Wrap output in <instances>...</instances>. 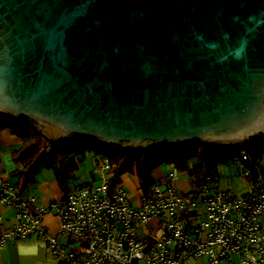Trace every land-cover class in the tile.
Here are the masks:
<instances>
[{"label": "water", "instance_id": "obj_1", "mask_svg": "<svg viewBox=\"0 0 264 264\" xmlns=\"http://www.w3.org/2000/svg\"><path fill=\"white\" fill-rule=\"evenodd\" d=\"M128 154L264 140V0H0V119Z\"/></svg>", "mask_w": 264, "mask_h": 264}, {"label": "built area", "instance_id": "obj_2", "mask_svg": "<svg viewBox=\"0 0 264 264\" xmlns=\"http://www.w3.org/2000/svg\"><path fill=\"white\" fill-rule=\"evenodd\" d=\"M239 148L231 160L250 180L243 193L212 188L197 199L190 189L179 192L174 186L179 170L171 164L164 181L147 194L141 190L136 207L120 185L111 188L114 163L108 157L94 160L102 173L99 182L76 181L60 202L40 209L0 174V202L15 212V223L0 230V251L9 241L38 235L56 264H187L192 259L264 264V168L255 160L264 140ZM47 211L59 219L66 244L48 233L42 222Z\"/></svg>", "mask_w": 264, "mask_h": 264}, {"label": "trees", "instance_id": "obj_3", "mask_svg": "<svg viewBox=\"0 0 264 264\" xmlns=\"http://www.w3.org/2000/svg\"><path fill=\"white\" fill-rule=\"evenodd\" d=\"M0 127H9L22 141V148L18 152L16 160L21 167L15 170L12 175L17 178L16 188L23 189L34 181L35 174L41 166L52 167L55 170L59 186L64 195L69 192L67 180L72 177L73 170L77 168V154H84L80 145H96L95 143L81 140L73 145L75 149L68 146H57L52 144L43 135L37 132L26 121L11 122L8 119H0ZM256 150L259 147H255ZM239 147H214L203 146L200 143H193L192 146L184 149H159L141 152L139 154H128L116 152L112 169L111 188L118 186L121 175L126 169L133 166L139 180L141 190L147 194L152 185L160 182L154 179L153 171L162 163L175 165L178 170L186 172L190 190L198 193L207 190V183L216 181L219 177L217 169L221 163L231 159L238 154ZM264 150V149H263ZM75 152V153H73ZM263 151H258L255 160L260 159Z\"/></svg>", "mask_w": 264, "mask_h": 264}, {"label": "crops", "instance_id": "obj_4", "mask_svg": "<svg viewBox=\"0 0 264 264\" xmlns=\"http://www.w3.org/2000/svg\"><path fill=\"white\" fill-rule=\"evenodd\" d=\"M22 148L21 139L13 133L9 127H0V174L5 177H13L12 173L21 167L16 160L18 152ZM79 169V170H78ZM78 170V172H77ZM90 168L77 166L73 170L72 177L68 178V189L76 181L81 184H89L92 179L89 176ZM165 177H160V181ZM16 181L13 183L16 186ZM9 180V179H8ZM17 189V188H16ZM19 196L29 201L34 209L48 207L53 202H60L64 198L55 170L52 167L41 166L35 174L34 181L25 188L17 189ZM42 222L52 236L57 237L61 244H66L68 239L60 236L59 219L52 211H47L42 216ZM15 223V212L0 202V230H6ZM74 244H70L72 247ZM0 264H56L46 242L38 235L9 241L0 251ZM187 264H207L205 259H193ZM219 264H230L222 261Z\"/></svg>", "mask_w": 264, "mask_h": 264}, {"label": "rangeland", "instance_id": "obj_5", "mask_svg": "<svg viewBox=\"0 0 264 264\" xmlns=\"http://www.w3.org/2000/svg\"><path fill=\"white\" fill-rule=\"evenodd\" d=\"M67 146L69 147V149H75L77 145ZM80 146L83 148L84 154H77L76 161L78 163V166L80 165V167L90 168V179H92V181L99 182L102 179V173L98 169V166L94 165V160L98 159L99 161H103L105 157L115 160L117 153L98 144ZM260 167L264 168V151L262 152V156L260 159ZM171 169L172 166L170 163L162 162L157 166V168H155L152 176L156 180L160 177H166ZM217 173L219 174V177H217L218 179L214 181V184L212 185L213 187L208 188L204 192L200 190L198 193H194L197 199H202L204 196L211 194L215 188L227 190L229 193L237 195L243 193L248 187H250V180L248 178L241 177L238 174V170L236 166L233 165L231 159H228L226 160V162L221 163L219 165V168L217 169ZM8 179L11 183H14L16 181L14 177H9ZM161 181H164V179H162ZM118 185H120L127 192L131 202L133 203V206L136 207L138 205L139 197L141 194V188L133 166L131 167V169H126V171L121 175ZM174 186L179 192L183 193L190 189L186 172H183L181 170L179 171L178 178L174 182Z\"/></svg>", "mask_w": 264, "mask_h": 264}]
</instances>
